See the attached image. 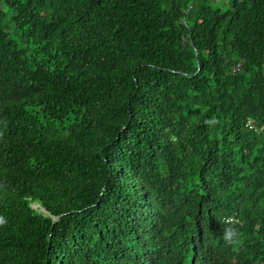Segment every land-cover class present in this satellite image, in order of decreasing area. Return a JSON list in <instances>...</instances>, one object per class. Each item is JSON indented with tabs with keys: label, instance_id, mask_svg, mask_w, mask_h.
Segmentation results:
<instances>
[{
	"label": "trees",
	"instance_id": "trees-1",
	"mask_svg": "<svg viewBox=\"0 0 264 264\" xmlns=\"http://www.w3.org/2000/svg\"><path fill=\"white\" fill-rule=\"evenodd\" d=\"M0 217V264H264V0H0Z\"/></svg>",
	"mask_w": 264,
	"mask_h": 264
},
{
	"label": "clouds",
	"instance_id": "clouds-1",
	"mask_svg": "<svg viewBox=\"0 0 264 264\" xmlns=\"http://www.w3.org/2000/svg\"><path fill=\"white\" fill-rule=\"evenodd\" d=\"M220 222L223 225L222 231V239L224 240L225 245L232 246L233 249L239 245L241 233L240 230L235 226L234 221L232 218L227 217L220 219ZM5 223V220L3 217H0V226H3Z\"/></svg>",
	"mask_w": 264,
	"mask_h": 264
},
{
	"label": "rangeland",
	"instance_id": "rangeland-1",
	"mask_svg": "<svg viewBox=\"0 0 264 264\" xmlns=\"http://www.w3.org/2000/svg\"><path fill=\"white\" fill-rule=\"evenodd\" d=\"M32 206H33V207H36V206H37V204H32Z\"/></svg>",
	"mask_w": 264,
	"mask_h": 264
}]
</instances>
